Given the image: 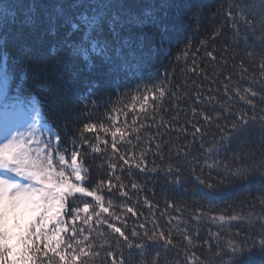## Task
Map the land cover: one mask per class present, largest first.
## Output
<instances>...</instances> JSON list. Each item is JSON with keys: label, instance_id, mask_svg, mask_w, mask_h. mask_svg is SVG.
<instances>
[{"label": "trees", "instance_id": "1", "mask_svg": "<svg viewBox=\"0 0 264 264\" xmlns=\"http://www.w3.org/2000/svg\"><path fill=\"white\" fill-rule=\"evenodd\" d=\"M105 2L107 0H23L25 14L36 18L38 24L35 28L31 25L24 28L22 43L15 39L14 28L0 25V79L7 77L13 87L18 81L22 87L17 91L25 101L35 99L38 104L43 102L37 135L47 138L45 124L59 129L64 141L62 148L71 136V128L66 132L63 121L58 119L61 108L71 107L81 112L85 110L86 104L101 96L106 102L107 92L112 90L115 80L106 75L107 65L102 62V57L93 54L89 50V42L81 39L92 16L106 11ZM261 2L262 0H128L133 12L155 15L160 21L161 31L155 42L145 39V55L140 64L143 81L139 77L129 80L122 75L118 91L134 90L139 83L142 92L145 84L148 88L155 85L163 86L167 95L156 108L152 107L150 100L144 113L140 111L142 100L133 101L131 95L117 101L113 92L111 100L117 103V123L123 124L127 120L125 141H132L131 146L120 141L121 151L127 149L129 154L134 151L139 157L142 150L148 149L146 165L151 169L155 164L157 171L141 173L133 168L130 176L127 166L117 159L115 162L125 169L122 174L123 183L131 192V200L120 197L118 193L113 196L108 192L107 185L100 189L99 194L104 196L106 204L111 199L116 204L117 212L120 211V201L136 204V211L142 215L137 218L126 214L130 217L126 221L129 233L140 222H147L151 228L153 217L165 231L171 229L177 247L170 248L167 253L150 247L146 261H150L159 251L161 264H184L187 250L189 256H196L194 264H227L229 240L234 244L249 236L259 240L258 234L262 229L258 220L264 215L259 196L264 190V181L259 178L258 173L252 179L233 180L224 170V165L227 163L233 166L236 156L249 165L264 156V121L259 119L264 115V100L261 99L264 96V72L261 71L264 41L260 39L259 9ZM9 3L10 0H2L0 11H4L5 5ZM30 5H35L34 11H29ZM250 5L255 7H249ZM6 11L11 16L16 11L15 4ZM65 16L79 24L80 31L69 36L72 28L71 24L64 23ZM83 16L88 19H81ZM23 18L22 15L17 17L18 20ZM50 18H56L54 25L48 22ZM66 41H71V51L75 53L71 65L76 76L65 84L54 82L52 77L38 72L37 68L51 65L59 57L67 58L70 49L65 46ZM80 49L87 51L88 60L82 58ZM209 52L212 56L208 55ZM249 87L257 91V96L252 98L256 104L254 110L235 95L237 89L243 94V89ZM132 94L136 93L133 91ZM133 104L134 112L129 110ZM27 107L26 104L25 110ZM5 111L7 110L0 109V112ZM45 111L50 114V119L45 116ZM253 111L257 117L255 122L250 121L243 131L232 136L230 142L221 140L222 133H231V124L237 122L238 113L246 112L251 117ZM104 112L105 108L101 107L91 117H82L76 126H82L88 119L99 120L105 126H110ZM145 113L150 114L149 118H145ZM205 115L210 116L211 120L205 121ZM3 118L4 115H0V124ZM133 118L137 120V132H132ZM161 121L165 126H160ZM141 124L144 125L143 128ZM196 127L201 128L200 133H195ZM104 135L100 133V136ZM107 139L111 142L112 138L107 136ZM157 143L161 145L159 155ZM100 147L103 148L104 145L101 144ZM209 148H212V152L208 151ZM85 150L88 151L87 148ZM107 151L111 153L110 146ZM93 155L95 154L90 153L87 159L91 168L92 186L108 177L107 161L102 164L100 158L93 159ZM217 161L220 162L219 167H207ZM169 163L179 165L183 172L169 175ZM102 168L105 170L102 171ZM193 171L196 176L218 186L211 196L204 198L194 194L193 189L200 186L192 175ZM114 174L121 175L120 168ZM176 175L184 178L182 185L175 183ZM131 181L138 184V192L131 188ZM204 191L207 192V189ZM145 197L150 204L144 203ZM86 199L95 204L91 198ZM72 202L78 203L76 200ZM168 203H173L175 207H166ZM201 211L204 215L193 220V214ZM91 212L90 208L89 213ZM87 215L88 213L81 211L75 222L69 219L64 225L69 231L62 235H73L70 231L72 227L84 229V235H89L96 250L100 251V255L89 261V264H111V258H106L104 249L109 246L106 241L115 234L106 225L98 224L95 216L84 224L83 220ZM220 216L225 217V220L213 219ZM232 216L240 219L231 221ZM250 220L254 223H250ZM117 226L124 227L120 223ZM89 228L92 229L91 234L87 231ZM101 232L104 233L103 236L99 235ZM185 232L192 237L191 245L182 239ZM114 251L119 260L121 250ZM122 251L128 264H140L139 256L129 258V249L126 247ZM217 252L222 253V261ZM244 264H264V256L253 252L245 257Z\"/></svg>", "mask_w": 264, "mask_h": 264}, {"label": "snow or ice", "instance_id": "2", "mask_svg": "<svg viewBox=\"0 0 264 264\" xmlns=\"http://www.w3.org/2000/svg\"><path fill=\"white\" fill-rule=\"evenodd\" d=\"M13 3L16 11L9 16L6 10ZM249 7L255 6L250 5ZM104 8L106 11L92 16L81 39L89 42V50L93 54L102 57V62L107 65L106 75L114 77L115 80L112 90L107 92L108 100L106 102L101 96L99 99L92 100L90 104H86L85 110L81 112H77L71 107L61 108L58 119L63 121L66 132L71 128V136L63 148L61 144L64 141L59 129L45 124L47 138L44 135H37V125L41 122L43 102L38 104L35 99L25 101L17 91L22 87L18 81L13 87L9 84L7 77L0 79V109L7 110L0 112V115H7L13 122L22 121L23 125L27 126L24 131H21L19 127L6 125L0 131V264H89V261L100 255V251L96 250V245L89 239V235H84V229L72 227L70 231L73 235L67 237L62 235L69 231L64 226L66 222L69 219L75 222L81 211L88 213L83 220L84 224L93 220L95 216L98 224L106 225L107 229L115 234L106 241L109 246L104 249L106 258H111V264H128L122 251L125 247L129 249V258L133 255L140 257V264H161L159 251L150 261L145 260L150 247L161 249L164 253H167L170 248L177 247L171 229L165 231L155 217H153L151 228L148 227L147 222H140L129 233L126 221L130 217H127L126 214L137 218L142 215L136 211V204L120 201V211L117 212L116 204L111 199L106 204L104 196L99 194L100 189L107 185L108 192L113 196L118 193L120 197L131 200V192L123 183L122 174L125 169L115 162L117 159L127 166L126 170L130 176L133 168L141 173L157 171L155 164L151 169L146 165L145 157L148 154V149L142 150L139 157L134 151L131 154L127 149L121 151L119 142L125 141L127 120L123 124L117 123V103L111 100L113 92L117 96V101L128 95H131L133 101L142 100L140 104L142 113L145 112V106L149 104L150 100L152 107L156 108L162 104L167 95L163 86L155 85L148 88L145 84L142 92L139 83L136 84L134 90L118 91L121 87L120 78L122 75L129 80L139 77L141 82L143 81V77L140 75V64L145 55V39L155 42L161 31L159 19L155 15L133 12L128 0H107L104 3ZM34 9L35 5H30L29 11H34ZM259 9L261 11L260 39L264 41V0L260 3ZM21 15L24 18L18 20L17 17ZM81 19L87 20L88 17L83 16ZM48 22L54 25L56 18H50ZM64 23L71 24L72 32L68 34L69 36L80 31V25L73 23L71 17L65 16ZM254 23L255 21H253ZM37 24L36 18L25 14L23 0H10L9 5H5V10L0 11V25L14 28L17 42L22 43L25 27L31 25L35 28ZM137 30H139V35H137ZM65 46L70 49L67 58L59 57L51 65L38 66L37 71L52 77L54 82L60 81L66 84L75 79L76 73L71 65V59L75 55L71 51V41H66ZM80 52L82 58L88 60L87 51L80 49ZM208 55L212 56V53L209 52ZM23 71L22 69V76ZM261 71L264 72V54L261 59ZM165 78L167 79V74H165ZM124 87H128V85H124ZM133 91L136 94L133 95ZM235 95L239 97L240 101L250 105L253 110L256 108L255 101L252 99L257 96L255 89L244 88L243 94L237 89ZM229 98L232 97L229 96ZM261 99L264 100V96ZM26 104L28 105L27 110H25ZM101 107L105 108L104 116L110 122V126H105L102 121L91 119L84 121L82 126H76L82 117H91ZM124 107L129 108L128 105H124ZM129 110L134 112L135 104ZM149 115L145 113V118H149ZM45 116L50 119V114L47 111H45ZM203 118L205 121L211 120L208 115ZM256 119L255 111L251 117L246 112L238 113L236 115L237 122L231 124V133L228 135L222 133L221 140L230 142L234 134H239L249 125L250 121L255 122ZM259 119L264 121V115H261ZM136 123L137 120L133 118L132 132L138 131L135 127ZM160 126H165L163 121ZM143 127L144 125L141 124V128ZM200 132L201 128L196 127L195 133ZM100 133L105 135L102 137ZM107 136H111V142L108 141ZM139 139L138 136L137 140ZM125 143L128 146L132 145L131 139L126 140ZM101 144L104 145L103 148L100 147ZM109 146L111 153L107 151ZM86 148L88 151L85 150ZM160 148L161 145L157 143L158 155ZM208 151L212 152V148H209ZM90 153L95 154L92 156L93 159L99 157L102 164L105 160L107 161V179H101L94 186L91 185V168L87 164ZM160 158L163 160L162 155ZM219 166V161L207 165L208 168ZM117 168H120L121 175L114 174ZM224 170L233 180L252 179L258 173L259 178L264 181V156L251 165L236 156L233 166L225 163ZM182 172L183 169L179 165L169 163L167 166L169 175ZM192 175L200 186L193 189L194 194L207 198L216 191L217 185L207 182L201 176H196L194 171ZM183 181L182 175L175 176L176 184L182 185ZM222 184L223 181H221V186ZM131 188L139 191V186L134 181H131ZM204 189H207V192ZM86 198H91L95 204H91ZM73 200L78 203H73ZM259 202L261 210L264 212V190L260 193ZM144 203L150 204L146 197ZM166 207L172 208L175 205L168 203ZM90 208L92 209L91 213H89ZM202 215H204L202 211L194 213L192 219L196 220ZM213 219L224 221L225 217L220 216ZM238 219L240 218L237 216L230 217L231 221ZM249 222L254 223L251 220ZM118 223L123 224L124 227L117 226ZM258 223L262 229L258 234L259 240L254 236H249L235 244L231 240L227 242L229 254L227 264H244L245 257L253 252H259L264 256V215L259 218ZM87 231L91 234L92 229L89 228ZM99 235L103 236L104 233L101 232ZM182 239L189 245L193 243L191 235L187 232L184 233ZM114 249L121 250L119 260ZM217 256L221 257L222 261V253L217 252ZM82 257L87 259H82ZM196 260L194 254L189 256L187 250L185 251L184 264H194Z\"/></svg>", "mask_w": 264, "mask_h": 264}, {"label": "rangeland", "instance_id": "3", "mask_svg": "<svg viewBox=\"0 0 264 264\" xmlns=\"http://www.w3.org/2000/svg\"><path fill=\"white\" fill-rule=\"evenodd\" d=\"M6 125L19 127L21 131H24L27 127L26 125H23L22 121L13 122L7 115H4L3 122L0 124V131H2ZM37 127H40V125L38 124Z\"/></svg>", "mask_w": 264, "mask_h": 264}]
</instances>
